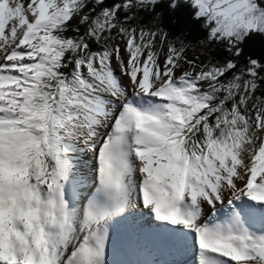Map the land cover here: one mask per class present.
Instances as JSON below:
<instances>
[{"label":"snow or ice","instance_id":"1","mask_svg":"<svg viewBox=\"0 0 264 264\" xmlns=\"http://www.w3.org/2000/svg\"><path fill=\"white\" fill-rule=\"evenodd\" d=\"M257 38L264 0H0V264H264Z\"/></svg>","mask_w":264,"mask_h":264},{"label":"trees","instance_id":"2","mask_svg":"<svg viewBox=\"0 0 264 264\" xmlns=\"http://www.w3.org/2000/svg\"><path fill=\"white\" fill-rule=\"evenodd\" d=\"M161 8L164 10V19L162 21L164 28H166L171 35H176L181 32H186L187 41H190L192 44H196V41L203 37V33L199 30L198 26L193 23L187 16L186 9L182 6L176 13L177 22L172 23V17L167 11L166 5H162L157 8V11H160ZM143 20L141 22L148 23L149 16L147 13H143ZM159 23V22H158ZM246 53H250L254 58L259 59L261 62H264V44L257 38L252 41H249L246 45ZM200 52H195L192 50H187V55L189 57L194 54H199Z\"/></svg>","mask_w":264,"mask_h":264},{"label":"bare ground","instance_id":"3","mask_svg":"<svg viewBox=\"0 0 264 264\" xmlns=\"http://www.w3.org/2000/svg\"><path fill=\"white\" fill-rule=\"evenodd\" d=\"M127 79V78H126ZM121 82L123 84L126 83V80L124 79V77H121ZM89 174H90V170H89ZM140 240H143L145 242H149L150 240L153 241L154 243L159 242L158 238L153 237V236H143L140 238ZM159 245H161V243H157ZM115 253V251L113 252V254ZM192 254V257H191ZM173 256H178L179 259H175V263L174 264H195V259H194V253L192 252V250H188V251H182V250H177L176 254H173ZM113 258V255L111 256V259Z\"/></svg>","mask_w":264,"mask_h":264},{"label":"rangeland","instance_id":"4","mask_svg":"<svg viewBox=\"0 0 264 264\" xmlns=\"http://www.w3.org/2000/svg\"><path fill=\"white\" fill-rule=\"evenodd\" d=\"M151 25H149V27H150ZM193 45H195V44H193ZM188 50H192V51H195V52H200L201 51V49H200V47L197 45L196 47H194V48H189ZM113 67L114 68H116V65L114 64V62H113ZM116 74L119 76L120 75V72H119V69H116ZM123 78V77H122ZM124 79L126 80V83L125 84H127V79H126V77H124ZM122 83V82H121ZM123 84V83H122ZM92 163V161H91V158L89 159V162H88V164H91ZM84 170V169H83ZM149 243H154L153 241H149ZM156 244V243H155ZM162 246V245H161ZM124 255V254H123ZM119 262H125V260H124V258L121 256V254H120V252H118V255H117V257H116V259H114V264H119Z\"/></svg>","mask_w":264,"mask_h":264},{"label":"clouds","instance_id":"5","mask_svg":"<svg viewBox=\"0 0 264 264\" xmlns=\"http://www.w3.org/2000/svg\"><path fill=\"white\" fill-rule=\"evenodd\" d=\"M115 63V62H114Z\"/></svg>","mask_w":264,"mask_h":264}]
</instances>
